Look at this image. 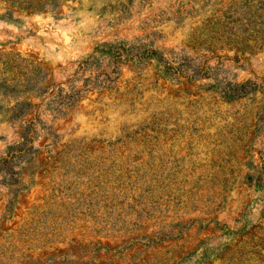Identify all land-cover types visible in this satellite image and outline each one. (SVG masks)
<instances>
[{"label":"rangeland","instance_id":"374dc122","mask_svg":"<svg viewBox=\"0 0 264 264\" xmlns=\"http://www.w3.org/2000/svg\"><path fill=\"white\" fill-rule=\"evenodd\" d=\"M0 264H264V0H0Z\"/></svg>","mask_w":264,"mask_h":264}]
</instances>
